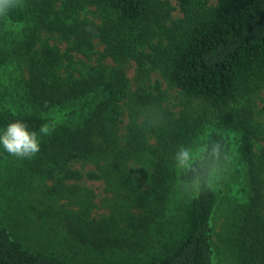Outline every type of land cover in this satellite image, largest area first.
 Here are the masks:
<instances>
[{
  "label": "trees",
  "instance_id": "16d2710c",
  "mask_svg": "<svg viewBox=\"0 0 264 264\" xmlns=\"http://www.w3.org/2000/svg\"><path fill=\"white\" fill-rule=\"evenodd\" d=\"M47 1L0 15V30L8 21L21 29L11 46H0V75L10 67L27 74L10 106L0 89V134L20 121L40 141L31 159L0 145V264H96L88 262L90 249L116 264H220L212 236L223 189L207 176L210 161L201 167L217 141L230 157L218 169L235 161L245 178L235 247L250 264H264V124L247 104L231 105L264 86V0H178L183 16L169 23L153 0H61L53 14ZM88 6L100 13L99 23L80 16ZM152 22L163 35L158 43L145 40ZM42 34L67 42V50ZM138 38L152 53L137 51ZM75 54L84 60L73 61ZM130 59L137 62L134 89L126 73ZM154 67L176 89L177 103L164 104L159 85L141 78ZM210 117L215 122L204 133ZM42 124L53 129L49 135L39 133ZM198 140L192 162L198 171L178 167V149L190 150ZM75 163L94 168L82 172ZM139 176L147 177L144 187ZM84 177L122 189L139 212L90 216L89 191L70 183ZM195 178L199 190L188 192L185 185ZM32 179L53 184L37 192ZM115 216L125 225L117 228V219L115 227ZM173 228L172 241L161 246L155 235Z\"/></svg>",
  "mask_w": 264,
  "mask_h": 264
},
{
  "label": "rangeland",
  "instance_id": "374dc122",
  "mask_svg": "<svg viewBox=\"0 0 264 264\" xmlns=\"http://www.w3.org/2000/svg\"><path fill=\"white\" fill-rule=\"evenodd\" d=\"M45 0H22L21 4L18 6L26 7V6H36L37 8H40L44 5ZM156 2L158 6L161 8H164L165 10V17L167 18V22H171L172 20H175L177 18H180L183 16V12L180 9L179 1L178 0H153ZM215 2V0H194L193 5L197 4H206L211 5ZM51 4L52 14L55 11H58L61 9V0H48L47 4ZM100 13L96 10L94 6H88L84 11L81 12V17H87L89 19H94L96 22H100L101 18L98 16ZM150 29H145L149 31V35L145 38L148 42L158 43L160 40V37L163 35L161 34L160 29L158 28V25H156L154 22L149 24ZM144 30H142L143 32ZM145 33V32H144ZM21 35V29L18 25H14L12 22L8 21L5 25L4 29L0 30V46H11L10 44L14 43L13 38H16ZM135 37L138 36L137 34H134ZM48 36L47 39L48 44L50 45H56L61 53H64L67 50L68 44L65 41H57L52 36L47 34H42L41 37ZM162 39V38H161ZM165 41V40H164ZM137 47L139 48L137 51H143L144 52H150L152 51L144 44V39L138 38L137 39ZM96 43V49L102 50L103 45ZM163 43V41H162ZM143 44L145 45L144 47ZM144 48V49H143ZM143 49V50H142ZM26 57V56H25ZM20 58V57H17ZM73 61L78 62L79 60H84V57L80 54H75L72 58ZM19 63V59L17 60ZM105 62L112 63V59L107 58ZM25 61H22L21 64H24ZM77 64V63H76ZM12 68L6 69V71H2L0 78H2L3 84L0 85V89L7 91V94L4 95V102L6 101L9 106L12 96L17 97L16 91H22L21 85L24 81H22V76H26V68L22 67L21 72L12 71ZM126 73L130 81V87L135 88L136 85V79H137V62L136 60L130 59L126 63ZM142 79L147 80L150 82V84H158L160 87V91L164 94V104L174 102L177 103L178 101V93L176 89L169 86L167 81L163 78L161 72L157 68H153L148 71V73H144L141 77ZM6 81V82H5ZM146 81V82H147ZM150 84H148L150 86ZM97 95L92 94L90 96V101L93 102L96 99ZM247 97H243L240 100H237L233 104H231L234 107L240 108L243 105H248L251 108L254 109V114L256 117V120L258 122H262L264 124V86L257 91L254 96L250 97V100H247ZM199 108H202L204 110L205 108H209L210 113L213 114L214 111H216V107L213 105H199ZM128 120V116L125 114L124 122L122 124H125ZM208 122V123H207ZM214 119L212 117L207 118L205 120L206 124L204 129V133L208 132L212 125L211 123H214ZM231 136H234V133L230 132ZM264 144V143H263ZM190 151L192 154L198 153L200 151V141L198 140V143H192ZM234 156V153H233ZM73 167L79 168L82 172H86L89 169H93L94 166L91 164H85L82 165L80 163H75L72 165ZM240 167V166H239ZM1 176V174H0ZM213 182H217L220 184V187L223 189V196L220 199V202L216 208L215 216L213 219V236H212V243L215 249L216 258L220 264H250V262H247L246 258L241 254L240 251L235 247V238L237 237V230H238V220H237V214L239 210V205L244 200V189L246 188L245 185V178L242 173V171L238 170V164L236 165V162L233 161L232 163L228 164L227 166H223L220 169L214 173L212 176ZM33 184L37 186L39 183V187L37 186L36 191L38 192L41 187L43 189H47V186H52L53 182L51 179H45L44 182L42 180L31 181ZM139 185L141 187H144L147 183V177L145 176H139V179L137 180ZM70 183L77 184L78 187H82L83 189H87L89 191V201H90V216L96 217V218H102L103 216H111L112 211L115 209H120L121 211H133L134 213L139 212L138 208L136 206H132L128 199H126L121 193L122 189H119L113 185H108L107 182L104 179H88L86 177L72 181ZM5 183L2 181V177L0 180V186H5ZM7 187V186H6ZM12 187L16 190V188L12 185ZM29 187V184L26 182V186L24 190ZM27 192V190H26ZM190 192V190H188ZM31 193V192H30ZM19 195H23L21 192H17ZM16 194V195H17ZM24 195H26L24 193ZM74 195V194H73ZM74 196H78L81 200V194L77 193ZM64 197V196H60ZM125 200L130 204V206L124 207L123 201ZM67 201L65 198H60L59 203H63ZM88 201V203H89ZM87 203V204H88ZM184 205V204H183ZM71 208L76 209V206H70ZM180 210L182 211V205H180ZM119 213V214H120ZM26 214H22V216H25ZM31 215H27V218H30ZM119 220V216L114 217V224ZM125 223L118 221V226L115 224V227L120 228L121 226H124ZM176 229L173 228L167 230V235H165L163 238H158V235H155V240L161 241V246L164 244L166 240L167 242L172 241V233ZM171 233V235L169 234ZM166 243V242H165ZM32 244V242H31ZM33 247H37L35 244H33ZM160 248V247H157ZM88 262L93 263H101V264H116L110 261L107 257L99 255L97 252H95L93 249H90L88 252ZM96 260V261H94Z\"/></svg>",
  "mask_w": 264,
  "mask_h": 264
},
{
  "label": "clouds",
  "instance_id": "9594fccd",
  "mask_svg": "<svg viewBox=\"0 0 264 264\" xmlns=\"http://www.w3.org/2000/svg\"><path fill=\"white\" fill-rule=\"evenodd\" d=\"M22 0H0V15L6 14L9 8L15 7L21 4ZM53 129L48 124H42L39 128V133L47 136ZM0 145L10 155L16 156L21 159H31L40 152V141L38 139L37 132L29 131L25 123L20 121L10 122L6 129L0 134ZM206 156L202 155L201 167L205 160L210 161L207 166V176L212 177L217 169L220 167L221 161L227 162L230 157L224 151L223 145L217 141L211 146L210 150H205ZM177 166L180 168L191 169L193 172H197L196 168H193V154L185 147L178 149L174 157ZM200 179L195 178L190 184H186V190H199Z\"/></svg>",
  "mask_w": 264,
  "mask_h": 264
}]
</instances>
